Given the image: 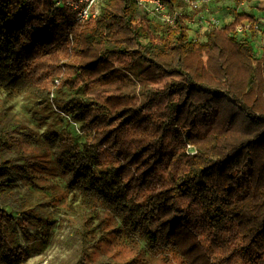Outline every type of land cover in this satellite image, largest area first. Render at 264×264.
Here are the masks:
<instances>
[{"label": "trees", "instance_id": "16d2710c", "mask_svg": "<svg viewBox=\"0 0 264 264\" xmlns=\"http://www.w3.org/2000/svg\"><path fill=\"white\" fill-rule=\"evenodd\" d=\"M163 1L170 10L185 3ZM183 18L169 25L135 0H103L97 18L79 23L53 0H0V90L47 100L67 72L73 86L121 74L147 82L144 99H52L86 136L57 160L69 201L110 212L128 237L182 264H264V57L253 48L254 31L235 33L258 18L235 13L210 25L203 41L189 39ZM4 137L0 131V154ZM15 167L0 161V264L29 255L2 207L16 199ZM26 222L41 223L22 212L24 233ZM223 233L232 243L225 260L212 254Z\"/></svg>", "mask_w": 264, "mask_h": 264}, {"label": "rangeland", "instance_id": "374dc122", "mask_svg": "<svg viewBox=\"0 0 264 264\" xmlns=\"http://www.w3.org/2000/svg\"><path fill=\"white\" fill-rule=\"evenodd\" d=\"M210 1L215 6L230 1L244 2L245 9L256 2V8L260 10L257 23L264 39V0ZM204 34L201 32L196 40L203 41ZM252 34L256 55L264 57V43L255 32ZM62 61L68 63L71 59L63 57ZM74 77L70 72L61 74L47 100L28 94L7 97L0 90V131L6 139L0 161L7 158L16 163L18 172L12 174L18 189L16 199L10 206L2 207L10 214L9 220L11 217L16 219L17 244L28 249L29 255L23 264H182L175 255L151 253L145 241L128 237L120 221L110 212L69 201L70 193L65 187L68 175L60 169L57 160L62 149L74 143L81 147L86 136L62 111L61 103L52 99L104 98L117 94L137 95L144 99L152 92L147 82L132 74H121L114 80L89 86H73ZM194 151L187 143L186 152ZM22 212L34 215L41 223L26 222L24 233L17 225ZM220 238L223 242L219 248L212 249V254L225 260L232 251V243L224 242L229 239L227 233L221 234ZM209 240L210 236H206L203 243L208 245ZM231 264L246 263L232 260Z\"/></svg>", "mask_w": 264, "mask_h": 264}, {"label": "built area", "instance_id": "2783aa9c", "mask_svg": "<svg viewBox=\"0 0 264 264\" xmlns=\"http://www.w3.org/2000/svg\"><path fill=\"white\" fill-rule=\"evenodd\" d=\"M102 1L103 0H53L54 4L57 6L64 4L69 7L74 20L79 23L97 18L101 11ZM182 1L185 3L189 2V0ZM135 2L147 12L149 17L169 25H173L176 18L181 16L178 8L170 10L163 0H135ZM251 31H254L258 39H261L262 43H264V39L261 38L262 31L257 22L243 20L235 29L237 35H245ZM259 40H255V42Z\"/></svg>", "mask_w": 264, "mask_h": 264}, {"label": "crops", "instance_id": "0c3cea01", "mask_svg": "<svg viewBox=\"0 0 264 264\" xmlns=\"http://www.w3.org/2000/svg\"><path fill=\"white\" fill-rule=\"evenodd\" d=\"M210 0H189L178 7L183 19L189 26L188 37L196 40L201 32L205 33L210 25L221 27L226 23L232 22L235 13L249 12L258 18L260 10L256 8V2L245 9L244 2H225L215 3ZM205 39V36H202ZM201 40V39H200Z\"/></svg>", "mask_w": 264, "mask_h": 264}]
</instances>
